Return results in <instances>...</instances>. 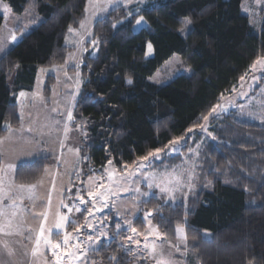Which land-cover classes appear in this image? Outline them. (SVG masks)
I'll return each instance as SVG.
<instances>
[{"label": "trees", "instance_id": "obj_1", "mask_svg": "<svg viewBox=\"0 0 264 264\" xmlns=\"http://www.w3.org/2000/svg\"><path fill=\"white\" fill-rule=\"evenodd\" d=\"M6 1L13 12L37 23L0 56V138L21 125L19 97L34 89L40 68L66 60L71 49L66 33L80 25L87 5V0ZM242 1L148 0L139 7L117 6L94 23L82 63L86 78L74 108V122L85 125L83 172L103 168L110 159L122 169L166 147L204 116L209 117L206 161L213 164L206 165L212 187L191 197L192 209L155 196L142 202L132 226L113 230L93 253L101 264L134 263L128 241L133 229L146 228L143 215L149 211L167 240L176 241L177 228H185L187 264H264V119L229 112L209 116L264 56V8L257 31ZM140 14L148 24L136 31ZM185 18L191 21L187 35L182 33ZM3 22L0 13V29ZM149 43L151 57L146 56ZM175 54L192 72L167 83L152 81ZM55 81L47 76L44 94L51 93ZM258 85L264 86V75ZM49 164L47 158L21 162L15 181L34 183Z\"/></svg>", "mask_w": 264, "mask_h": 264}, {"label": "rangeland", "instance_id": "obj_2", "mask_svg": "<svg viewBox=\"0 0 264 264\" xmlns=\"http://www.w3.org/2000/svg\"><path fill=\"white\" fill-rule=\"evenodd\" d=\"M147 1L87 0L84 19L79 26L71 27L72 31L68 29L66 33L65 43L71 47L66 60L62 64L41 67L34 89L22 91L23 96L20 94L22 125L10 129L0 139V264H101L98 255L93 253L103 240L111 239L113 230L117 232L123 227L132 226L135 218L141 214L142 202L155 196L163 202H183L190 210L191 197L202 188L212 187L207 166L213 164L206 161L209 159L206 146L209 141V117L180 136L183 139L175 145V150H171L169 143V147L162 148L164 151L159 158L142 161L144 166L138 170L133 171L136 163L119 169L110 159L112 163L108 161L103 168H92L89 174L83 172L80 147L85 125L84 122H74V108L86 78L82 63L87 42L92 40L94 23L117 6L139 7ZM263 8L264 0L260 4L255 0L242 1V10L249 15L257 31L262 27ZM0 13L4 16L0 29L2 56L15 42L11 39L12 35L17 38L28 33L37 22L33 24L27 15L13 12L6 0H0ZM141 17L143 21L137 24ZM185 19L190 21L189 18ZM147 24L145 15L140 14L133 28L137 31ZM190 26L191 21L184 23V35H187ZM151 46L150 52L147 46V57L154 54ZM191 72L192 67L181 55L175 54L163 63L151 80L167 83L181 73ZM50 74L55 76L56 81L51 93L46 95L44 85ZM263 75L264 67L261 65L257 64L255 70L251 68V73L236 89L221 97L214 106L215 112L211 111L209 116L229 112L242 117L247 113L249 117L263 120L264 86L258 85ZM69 112L71 120L68 118ZM38 158H47L51 162L43 175L34 183H17V165ZM138 161L139 158L135 162ZM9 165L14 167L10 168ZM109 173H113L111 179ZM169 174L180 177L179 185ZM169 180L172 183H168ZM20 185L25 187L21 188ZM27 185L35 187L29 188ZM165 186L172 189L171 194L161 191V187ZM89 192L98 194L92 197L88 195ZM81 197L84 202H81ZM77 208L80 211H76ZM61 216H66L67 220L63 229H57L56 224ZM153 217L152 211L145 212L146 228L132 231L128 244L134 250L133 264H157V260H164L167 264H187L189 252L187 239L184 240L185 228L179 227L182 232L178 233L176 241L167 240L155 225ZM41 225L45 237L60 242L61 247L56 249L61 256L59 261L53 255L52 248L39 236ZM66 233L71 234L68 245L63 243ZM171 245H179L180 251L177 252ZM37 247L38 251L33 255Z\"/></svg>", "mask_w": 264, "mask_h": 264}, {"label": "snow or ice", "instance_id": "obj_3", "mask_svg": "<svg viewBox=\"0 0 264 264\" xmlns=\"http://www.w3.org/2000/svg\"><path fill=\"white\" fill-rule=\"evenodd\" d=\"M90 2H91V0H90ZM255 2H256L257 4H260V3L262 2V0H255ZM6 7H7V6L5 5V8H6ZM245 10H247V8H245ZM142 21H143V17H141L140 20H137L136 23H137V24H140ZM184 23L187 24V23H190V21L187 20V19H185ZM82 26H83V25H82ZM113 26L115 27V25H113ZM69 31H72L71 27L69 28ZM11 39H12V40H15V39H16V36H15V35H12V36H11ZM148 48H149V52H150L151 49H152L151 44L148 45ZM177 63H179V61H177ZM257 64H259V65H261L262 67H264V57H260V58H258L257 61H255L250 67H251L253 70H255ZM240 79L243 80L244 77L241 76ZM128 83H132V81L129 80ZM21 95L23 96L24 93H21ZM215 110H216V109H215V107H214V108L212 109V111L215 112ZM68 118H69L70 120L72 119V115H71L70 112H69V114H68ZM203 118H204L205 120H207L208 117H207V116H204ZM6 127L10 128L11 126H10V125H6ZM67 131H68L67 128H65V134H67ZM189 131H191V129H189ZM181 139H183V137H177L175 140L170 141L171 150H175V145H176ZM166 147H169V146H166ZM163 151H164V149H161V148H157V149H155L154 151H149L148 154H147L146 156L139 158V161H138V162H134V163H136V169H134L133 171L138 170L140 167H143V166H144V165L142 164V161H147V160H149V158H159V156L161 155V153H162ZM111 163H112V162L109 161V164H111ZM8 167L11 168V167H14V166L9 165ZM125 167L127 168V167H129V166L126 165ZM112 175H113V173H109V179H111ZM169 175H171V176H172V180H174L175 183H176L177 185H179V183H180V177H179V176H175L174 174H169ZM90 179H91V178H90ZM172 180H169L168 183H172ZM150 186H151V185H150ZM156 186H157V187H160V185H156ZM20 187L23 188V187H25V185H20ZM27 187H29V188H33V187H35V185H27ZM100 187L103 188V185H101ZM161 191H162V192H165V191H166V192H169V193L171 194L172 189H171V188H168L167 186H165V187H161ZM97 194H98V193H96V192H89V193H88V195H89V196H92V197H95ZM80 199H81V202H84V201H83V197H81ZM64 207H67V205H64ZM69 211H71V209H69ZM76 211H80V209L77 208ZM149 215H150V213H149ZM46 218H47V216H46V214H45V219H46ZM66 220H67V217H66V216H61V217L59 218V222L56 224V228H57V229H63V228H64V222H65ZM128 223H130V222H128ZM88 226L91 227L90 224H89ZM78 230H79V229H77V231H78ZM51 231H52V230L49 229V233H51ZM133 231H135V229H133ZM176 231H177V233H181V232H182V230L179 229V228H177ZM70 235H71L70 233H66V234H65V236H64V240H63L64 245H68V242H69V236H70ZM39 236L44 238V242H45V244H46V245H49V246L52 248V250H53V255L56 257L57 261H59V260L61 259V256H60V254H59L58 252H56V249H59V248L61 247L60 242H59V241H55V242H54V241H52L50 238L45 237V236H44V227H43V225H41V229H40ZM89 239L91 240L92 237H89ZM186 239H187V237H186V235H184V240L186 241ZM39 242H40V241H39V238H38V239H37V245H39ZM78 246H79V245H77V247H78ZM171 246L174 247V248L176 249L177 252L180 251V247H179V245H171ZM146 247H147V245H146ZM153 247H155V246H153ZM37 251H38V247H37L36 249L33 250V255H35ZM69 254L71 255V253H69ZM77 258H78V257H77ZM157 264H167V262L164 261V260H157Z\"/></svg>", "mask_w": 264, "mask_h": 264}, {"label": "crops", "instance_id": "obj_4", "mask_svg": "<svg viewBox=\"0 0 264 264\" xmlns=\"http://www.w3.org/2000/svg\"><path fill=\"white\" fill-rule=\"evenodd\" d=\"M22 122H23V120H22ZM21 125H22V124H21ZM4 136H5V135H4ZM4 136H2V137H4ZM2 137H1V138H2ZM1 138H0V139H1Z\"/></svg>", "mask_w": 264, "mask_h": 264}]
</instances>
